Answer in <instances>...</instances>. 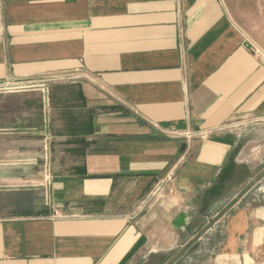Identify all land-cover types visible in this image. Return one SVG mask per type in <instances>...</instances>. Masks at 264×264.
<instances>
[{"label": "crops", "instance_id": "crops-1", "mask_svg": "<svg viewBox=\"0 0 264 264\" xmlns=\"http://www.w3.org/2000/svg\"><path fill=\"white\" fill-rule=\"evenodd\" d=\"M257 131L264 0H0V264H264Z\"/></svg>", "mask_w": 264, "mask_h": 264}, {"label": "rangeland", "instance_id": "rangeland-1", "mask_svg": "<svg viewBox=\"0 0 264 264\" xmlns=\"http://www.w3.org/2000/svg\"><path fill=\"white\" fill-rule=\"evenodd\" d=\"M238 128H243L238 127ZM264 135V133H263ZM252 138L249 140L250 145L249 146H243L240 151V156L247 160H253L254 162H258L259 165V176L260 174L264 172V141L261 140L260 132H252ZM257 166V165H256ZM253 183V182H252ZM248 187V184L243 187L242 190L246 189Z\"/></svg>", "mask_w": 264, "mask_h": 264}]
</instances>
